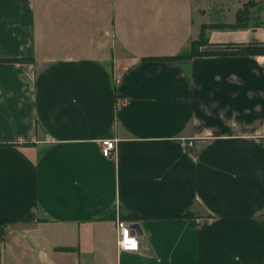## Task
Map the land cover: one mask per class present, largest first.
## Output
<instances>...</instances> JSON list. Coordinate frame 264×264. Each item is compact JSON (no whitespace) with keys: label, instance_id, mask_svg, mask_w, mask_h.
<instances>
[{"label":"crops","instance_id":"crops-1","mask_svg":"<svg viewBox=\"0 0 264 264\" xmlns=\"http://www.w3.org/2000/svg\"><path fill=\"white\" fill-rule=\"evenodd\" d=\"M260 11L173 61L235 21L199 26L195 0H0V264H264ZM115 208L139 251L100 220Z\"/></svg>","mask_w":264,"mask_h":264},{"label":"trees","instance_id":"trees-1","mask_svg":"<svg viewBox=\"0 0 264 264\" xmlns=\"http://www.w3.org/2000/svg\"><path fill=\"white\" fill-rule=\"evenodd\" d=\"M257 7H259V2L257 0H249L243 3L242 6L237 10L234 23H216V24L202 25L200 38L197 41L192 42L190 51L188 53L181 54L178 56L167 57L168 60L183 61V60H189V59H192L198 56H205V55L213 54L211 52L206 53V52H201L197 50L198 47L208 45L209 41L206 38V32L208 30L234 31V30H240V29H246V28L262 27L263 23H260L256 26L251 25V21L254 15V10ZM114 215H115V210H113L110 215L104 214L103 216L100 217V220L106 219V218H112ZM121 218L124 220H128L130 216L128 215L126 216L125 214L122 213ZM60 250L71 251L72 248H61Z\"/></svg>","mask_w":264,"mask_h":264},{"label":"rangeland","instance_id":"rangeland-1","mask_svg":"<svg viewBox=\"0 0 264 264\" xmlns=\"http://www.w3.org/2000/svg\"><path fill=\"white\" fill-rule=\"evenodd\" d=\"M246 1H249V0H246ZM257 1L259 2V7H257L254 10L253 19L251 21L252 26H256L260 23H263L260 19V15H261L260 10H263V12H264V0H257ZM101 2L104 3L105 0H99L100 5H101ZM208 2L210 4L211 9L213 8V10L210 9L209 14L207 15V12L203 11L202 2L200 0H195V6H196V15L195 16H196V21L199 23V26L201 24L202 19H209V18L212 19V21L218 20L220 22H233V21H235V17H236L235 15H236L237 11H236V13L233 12V4L236 3V0H208ZM238 2H240V1H238ZM241 2H240V4H242ZM220 4H225L222 8L223 9L222 11H220L221 7L219 9L217 7ZM215 5H216V7H215ZM199 38H200V36L198 37V39ZM206 38H207V36H206ZM197 40H195V41H197ZM205 46H207V45H205ZM202 47H204V46H202ZM202 47H198L197 50L204 52V51H202ZM206 53H208V51H206Z\"/></svg>","mask_w":264,"mask_h":264},{"label":"built area","instance_id":"built-area-1","mask_svg":"<svg viewBox=\"0 0 264 264\" xmlns=\"http://www.w3.org/2000/svg\"><path fill=\"white\" fill-rule=\"evenodd\" d=\"M116 150V142L107 140L102 143V153L106 158L112 157ZM115 221L118 233V246L123 251L140 250L141 242L134 223L121 218L122 210L115 208Z\"/></svg>","mask_w":264,"mask_h":264},{"label":"water","instance_id":"water-1","mask_svg":"<svg viewBox=\"0 0 264 264\" xmlns=\"http://www.w3.org/2000/svg\"><path fill=\"white\" fill-rule=\"evenodd\" d=\"M134 228H135L136 230H138V229H139L138 225H134Z\"/></svg>","mask_w":264,"mask_h":264}]
</instances>
